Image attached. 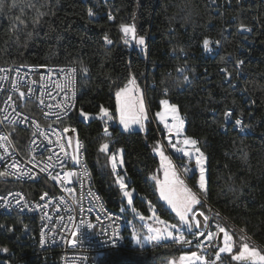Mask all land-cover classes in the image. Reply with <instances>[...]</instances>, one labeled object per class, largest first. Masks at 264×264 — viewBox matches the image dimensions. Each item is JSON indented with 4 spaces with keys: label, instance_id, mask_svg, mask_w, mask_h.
Masks as SVG:
<instances>
[{
    "label": "trees",
    "instance_id": "16d2710c",
    "mask_svg": "<svg viewBox=\"0 0 264 264\" xmlns=\"http://www.w3.org/2000/svg\"><path fill=\"white\" fill-rule=\"evenodd\" d=\"M17 3V8H10L6 0L5 11L0 13V66L62 65L77 69V105L57 125L70 126L77 132L93 186L107 206L121 213L125 202L117 181L121 177L135 193L133 207L138 212L150 215L151 202L157 215L176 221L151 180L160 172L154 149L161 142L167 149L162 123L150 122L147 132L124 131L116 125V92L134 76L151 116L160 112L163 100L176 105L182 119L188 121L186 136L197 141L206 157L207 192L202 208L207 216L212 214V225L223 227L231 235L235 247L233 254L220 261L253 264L232 257L245 242L264 252V0H231V7L220 9L210 0ZM88 8L93 9L94 16H88ZM109 13L113 19L108 18ZM122 24L134 25L137 35L146 38L144 48L130 47L131 41L125 43ZM240 24L253 31L240 32ZM204 39H209V47L215 49L212 57L206 56ZM240 60L244 62L242 68L237 66ZM244 90L253 104L245 99ZM101 107L112 115L109 124L100 120ZM23 111L40 119L32 105H24ZM81 111L96 117L86 123L79 117ZM228 111L243 118L251 133L233 130L225 120ZM224 126L227 132L222 131ZM104 144L108 145L106 151L102 150ZM120 150L123 167L116 172L111 157ZM167 151L177 164H185L186 160ZM187 180L196 188L198 173ZM9 188L22 190L28 198L54 192L46 182L16 183ZM4 248L13 252L11 258L15 261L47 264L41 257L25 256L29 249L17 242L16 235L1 231L0 258ZM194 249L174 242L134 248L130 242L105 252L98 264H169L171 259Z\"/></svg>",
    "mask_w": 264,
    "mask_h": 264
},
{
    "label": "built area",
    "instance_id": "2783aa9c",
    "mask_svg": "<svg viewBox=\"0 0 264 264\" xmlns=\"http://www.w3.org/2000/svg\"><path fill=\"white\" fill-rule=\"evenodd\" d=\"M210 2L215 4L217 9L232 5L231 0H210ZM108 18L113 19V15L109 13ZM230 21H234V17H231ZM239 31L248 32L241 29ZM122 34L124 39L131 41V37H126L123 31ZM245 42L249 44L248 40ZM211 49L212 51H207V57L215 54V49L213 47ZM237 66L242 68L243 64ZM0 70H2L0 71V136L8 137L7 140H0V157H2L0 172L8 170V166L14 161L19 162L20 171L31 169L28 176H19L17 173V175L0 177V197H8L10 204L8 208L0 207V225L4 226L0 227V232L15 234L17 242L29 249L24 252L25 256L41 257L47 264H98L105 252L133 243L132 232H127V228L124 227L123 214L110 209L98 191L91 187L93 179L89 169L83 166V144L77 132L73 131V134L69 135L72 130L65 133L64 128L57 125V122L67 119L77 105V69L62 65L45 67L6 65L0 66ZM21 93H24L23 97ZM243 94L245 99L253 104L246 90ZM66 103L74 106L65 111ZM24 105L34 106L39 112L40 119L23 111ZM57 114L60 115L59 120ZM111 117V113L108 112V116L100 117V120L109 124ZM236 119H240L242 125H246L243 131L241 125L235 124ZM182 120L184 123L188 122ZM227 122L233 130L243 134L251 133L249 126L241 117H234L232 114ZM163 123L168 125L165 131L175 136V144L183 146L182 131L178 134L173 127L178 125V121H163ZM227 130L226 126L222 128L224 132ZM69 139L72 141L71 144L68 143ZM198 156L190 161L186 160L184 166L173 160L184 179L187 180L186 173L197 172L194 166ZM73 157L76 159L72 160ZM30 160L32 163H29ZM202 167L207 171L208 162L205 161ZM42 168L46 170L42 172ZM67 172H74L76 175L66 178ZM39 182L48 183L54 192H44L47 193L44 199H41L44 193L35 198H28L22 190L9 188L11 184ZM88 191H95V196L99 197L97 206L86 204L85 192ZM9 193H19L23 196L20 205L16 204V199L19 197H9ZM99 209H110L111 217H99ZM209 218L212 231L217 230V226L212 225V214ZM3 219L12 221L14 219L16 222L10 223ZM110 219H117L118 228H111ZM82 221L91 222L94 228H86ZM7 228H12L13 231H7ZM76 228H79V233L73 237L72 232ZM42 234L45 240L43 246L40 243ZM72 239L77 240L75 245L70 242ZM220 246L218 236L211 245H207L211 252L207 257V264H211L215 259L213 252ZM8 253L10 259L1 257L0 264H30L27 260L15 261L11 258L13 252L8 251Z\"/></svg>",
    "mask_w": 264,
    "mask_h": 264
},
{
    "label": "snow or ice",
    "instance_id": "6c2138e0",
    "mask_svg": "<svg viewBox=\"0 0 264 264\" xmlns=\"http://www.w3.org/2000/svg\"><path fill=\"white\" fill-rule=\"evenodd\" d=\"M5 2H6V0H0V13H3L5 11ZM7 2H8V6L10 8H17L19 6L17 3V0H7ZM29 6H31V5H29ZM87 14L89 17H92L95 15V12L93 11L92 8H88ZM16 19L20 23H23V21H21L19 17H17ZM239 28L243 31H248V32L252 31L251 28L247 27L244 24H240ZM121 29L124 32L126 37L129 34H131L132 39H136V41L139 45L143 46L145 44L144 37L141 36L137 39L136 29H135L134 25L129 26V25H123L122 24ZM104 39L107 41V43H109V44L112 43V41L110 39H108L107 36H105ZM128 42H129L128 39H125V43H128ZM215 43L219 44L220 41H216ZM210 44H211V41L209 39H204L203 46H204L205 51H208V52L212 51V49L209 47ZM237 63L243 64L244 62L242 60H240V61H237ZM0 71H2V70H0ZM73 71H75V69H73ZM84 71H87V69L85 68ZM222 71H224L229 77L231 76V73H228L227 69H223ZM185 79H187V77H185ZM129 83L134 85L135 84V78L133 77ZM131 91H132V89H130V88H123L116 93L117 102H118V104H120V123L124 125L125 129L130 128L131 124H139L140 128L144 129L145 125H144L143 121L147 120V111L144 107L143 97L141 95L138 102H134L133 98L130 95ZM20 95L23 97L24 93H21ZM74 97H75V91L73 89L72 98L74 99ZM66 100H67V98H66ZM41 103H43V100H41ZM162 103L165 105L166 112H171L173 114V119L178 121V125H173V127L176 128V131L179 134V132L182 131V129H183V123L184 122L182 119H179V117L176 115V113L178 111L176 105H169V101H167V100L162 101ZM73 106L74 105L66 103L65 104V111L70 110L71 107H73ZM101 113H102L101 118H103L104 116H108V109L101 107ZM157 115H160L162 120L164 119V114L157 113ZM231 115H232V113L230 111L226 112L225 113V120L230 118ZM81 116L87 118L88 114L81 111ZM26 119L27 118H25V120ZM59 119H60V115L57 114V120H59ZM235 124L241 125L242 131L244 130V127H246V125H242V121L240 119H236ZM165 127H168V125L165 124ZM63 131L67 132V131H69V129L64 128ZM72 131H75V129H72ZM105 132H107V128H105ZM7 139H8L7 136H0V140H7ZM68 143L69 144L72 143L71 139L68 140ZM183 143L185 145H187V144L195 145L197 143V141L189 138V139H185L183 141ZM172 146L175 147V145H172ZM61 148L63 149V145H61ZM107 149H108V145L104 144L102 146V150L106 151ZM120 151L122 152L123 150H120ZM157 151H159V149H157ZM177 151L184 152V155H189V153L186 152L183 148L177 149ZM196 151L199 153V156L197 157V164L202 165L204 154L202 152H200V150L198 148L196 149ZM160 155L163 157V152H160ZM0 159H2V157H0ZM73 159H76V157H73ZM111 159H112V168H113V171H115V169L117 167L116 156L113 155L111 157ZM164 159H167V158L165 157ZM29 163H32V161L30 160ZM120 163H123V161L121 160ZM168 167L169 168L171 167L170 161L168 162ZM20 168H21V166L19 165V162L14 161L13 164L8 166V170L0 172V177H5L8 175H17V173H19V176H28L29 173L31 172V169H27L25 171H20ZM10 169H15L16 171H11ZM45 170L46 169H43V168L41 169L42 172ZM187 170L188 169H185V171H187ZM204 173H205V169L201 166L199 189L204 191L206 194L207 189H206V180H205V174ZM74 175H76V173L67 172L66 178L72 177ZM53 179H56V177H53ZM152 179L157 181V183L159 185V191H160L161 198L164 201H166L168 205L171 206L172 210L179 217L180 224L179 225L167 224L166 221L160 220V218L158 216H156L154 206L151 205V202H149V206L153 210V216L156 218V220L160 224L166 225V228L163 231L161 229H149V231L152 232L153 234L147 236L146 240L148 242H159L160 240L164 239V240H171L174 243L191 244L192 241L185 238V235H184L185 231L191 233L194 238H198L199 236H203L204 235L203 232H194L193 231V228L199 229L201 227V221L195 220L196 213L193 212V207L195 205H199L201 203V200L197 197V194L195 192H193L192 189H190L184 183L183 180L179 179V177L175 171H172L171 178H170L169 172L166 169L164 181H159L155 175L152 177ZM117 181L120 184L121 189H127V185L124 183L123 178L117 177ZM123 195L125 197H127V202L129 205H131L133 202L132 191L125 190L123 192ZM12 196L19 197V199H16L17 205H20L21 200L24 199L23 196L19 193H16V194L9 193V197H12ZM45 196H47V193H44L41 196V199H44ZM96 199H99V197H96ZM0 207H5V208L10 207L8 197H0ZM21 207H23V205ZM121 211L123 212L124 209L122 208ZM132 211L135 212L136 209L133 208ZM190 215L192 216V220H195L194 224H193L192 220L189 219ZM199 215L204 216V214L202 212L199 213ZM141 219H144V217L141 216ZM204 221L205 222L208 221L207 216H204ZM81 223L86 228H89V229L94 228V225L91 222L82 221ZM0 227H4V226L0 225ZM24 227H25V229L27 228L26 225ZM217 228H218L219 232L224 233V246L219 248V252L231 253L233 250L232 237L225 231V229L223 227H220L219 225H217ZM6 230L7 231H13L12 228H7ZM78 233H79V228H76L72 232V236L76 237ZM215 235H217V234L209 233V238H212ZM244 239H245V237L242 236L241 240L243 241ZM70 242L73 245H75L77 243V240L72 239ZM136 242L141 247L143 246V243L139 237L136 238ZM40 243H41V246H43L45 243V240L43 239V234H42V239H41ZM113 244H115V241H113ZM196 246L199 248V247H201V244L198 242ZM2 251L7 252L8 249L4 248V249H2ZM216 258L217 259L220 258L219 254H217ZM232 258L235 260L250 259V260H253V264H257V262H264V255H261L255 249H250L249 245L247 243H243L242 244V250L239 251V253L237 255H234ZM202 259H203V257L198 256L196 252L191 253V256H181L180 257V261L182 262V264L184 261H187L188 264H195V261L202 260ZM172 264H175V262L173 261ZM205 264H207L206 261H205Z\"/></svg>",
    "mask_w": 264,
    "mask_h": 264
},
{
    "label": "rangeland",
    "instance_id": "374dc122",
    "mask_svg": "<svg viewBox=\"0 0 264 264\" xmlns=\"http://www.w3.org/2000/svg\"><path fill=\"white\" fill-rule=\"evenodd\" d=\"M136 29V28H135ZM129 37H131V34L128 35ZM136 37L137 39L139 38V36L137 35V32H136ZM145 39V44L143 46L139 45L136 41V39H132L131 37V42H129V45L130 47H133L134 45H136L137 47L139 48H144V46L146 45V38ZM134 76H131L127 82L125 83L124 87L123 88H130L132 89L130 95L131 97L133 98V101L134 102H138L139 98L143 97V103H144V107L147 111V120L143 121L145 127L144 129H141L140 128V125L139 124H131L130 128L128 129H125L124 128V125L120 123V104H118L117 102V122H116V125L118 127H120L122 130L124 131H140V132H147L148 129H149V123L152 122V121H156L158 124H160V121L158 119V117L160 115H155L154 117L151 116L149 110H148V105H147V101H146V98L144 96V92H143V89L142 87L139 85L138 81L136 80L135 78V84L132 85L130 84L129 82L132 80ZM121 88V89H123ZM121 89H119L118 91H120ZM117 91V92H118ZM116 92V93H117ZM117 98V97H116ZM164 101V100H163ZM168 101V100H167ZM162 104V109L160 110L159 113H162L164 114V119L163 121H176L173 119V114L171 112H166L165 110V105L161 102ZM169 105H174L172 103L169 102ZM177 107V106H176ZM178 109V108H177ZM176 115L179 117V119H182L179 111H177ZM80 119L86 123L90 122L92 119H94L96 116L94 115H89L87 116V118L81 116V113L79 115ZM161 125V124H160ZM65 128H68L69 131L72 130L73 128L70 127V126H67ZM185 123L183 124V129H182V136L185 139H189V137L186 136L185 134ZM67 131V132H69ZM65 132V133H67ZM191 139V138H190ZM167 144V149L172 153L174 154L176 157L180 158V159H184V160H192L194 159L197 155H199V153L196 151V149L199 147L197 146V144L195 145H192V144H187V145H183L182 147L181 146H178L177 144H171L169 141L166 143ZM172 145H175V147H173ZM180 148H183L186 152L189 153V155H184V152H180V151H177V149H180ZM157 149H159V151H157ZM166 147L161 143H159V145L154 149L153 153L155 156L158 157L159 161H160V172L157 173V175H155L159 181H164L165 179V170L167 169L168 172H169V177L171 178V173L172 171H175L176 174L178 175L179 179L183 180L184 183L190 188L192 189L193 192H195L197 194V197L201 200V203L199 205H195L193 207V212L196 213L195 215V220H200L199 219V213H203L204 216H207L204 212V209L202 208V203H203V198H204V195H205V192L200 190L199 189V180H200V168L201 166L204 164V162L206 161V157L204 155L203 157V163L202 165L200 164H195V169L198 173V182L196 184V188H193L190 183L188 182V180L184 179L179 171L177 170V168L175 167V165L172 163L171 161V157L169 155V152L167 151ZM200 150V149H199ZM160 152H163V157L160 155ZM201 152V150H200ZM116 156V162H117V167H116V172H118V170L120 168L123 167V163H120V161L122 160V152L120 151L118 154L115 155ZM167 158V159H164V158ZM74 160V159H72ZM123 161V160H122ZM171 162V167L169 168L168 167V162ZM182 166L183 163H182ZM192 174V173H191ZM190 173H186L187 177H190L191 176ZM205 180H206V188H207V173L205 171ZM153 177V176H152ZM151 177V180L154 182L155 184V189H156V192L161 200V202L163 203L164 207L169 210L175 217L176 221L174 222H171L169 220H165L164 218H162L160 215H157L160 220H163V221H166L167 224H177L179 225L180 224V221H179V217L176 215V213L172 210L171 206L167 204L166 201H164L161 196H160V191H159V185L157 183L156 180H153ZM123 181L124 183L127 185V182L125 181V179L123 178ZM120 185V184H119ZM127 190V191H132V196H133V200L135 198V193L133 190H130V189H122V198L125 200V202L122 204V208L124 209V211L121 213L123 214V216L125 217V223H124V227L127 228L128 230H130L133 234V243H132V246L134 248H146V247H152V246H158V245H162V244H166V243H169V242H172L171 240H160L159 242H148L146 240V237L149 236V235H152L153 233L149 231V229H161L162 231L166 228V225L164 224H160L156 218L153 216V210H151V213L150 215L146 216V215H143L142 213L138 212L137 210L135 212L132 211V209L134 208L133 207V202L131 205L128 204L127 202V197H125L123 195V192ZM141 216L144 217V219H141ZM203 216V218H204ZM208 217V221L205 222L204 221V228L201 229H196V228H193V231L194 232H203L204 235L203 236H199L198 238H194L193 235L189 232H184V235H185V238H190V240L192 242H199L201 244V247H197V243L194 244V243H191V244H180V245H183L185 248H191V247H196V249L192 250V251H185L183 253H181L178 257L176 258H173L169 261V264H172V262L174 261L175 264H182V262L180 261V257L181 256H191V253L193 252H196L198 256H201L203 257L202 260H197L195 261V264H205V261L207 262V257H208V254L210 252L209 250V247H207V245H211L213 240L217 238H219V230L217 228V230L215 231H212L213 227L210 226V218L209 216ZM189 219L192 220V216L190 215L189 216ZM195 220H192L193 224L195 223ZM210 227V228H209ZM175 231V230H174ZM226 231V230H225ZM227 232V231H226ZM209 233H215L217 235L213 236L212 238H209ZM223 233V232H221ZM228 233V232H227ZM229 234V233H228ZM230 235V234H229ZM231 236V235H230ZM139 237L143 243V246L141 247L140 245L137 244L136 242V238ZM199 239V241H198ZM232 242H233V239H232ZM247 243V242H245ZM194 244V245H193ZM248 244V243H247ZM193 245V246H192ZM249 245V244H248ZM224 246V233H223V239H222V246L220 247H223ZM207 247V248H205ZM249 248L250 249H255L256 251H258L261 255H264V252H262L259 248H254L252 247L251 245H249ZM235 247H234V243H233V250L231 253H222V252H219V249L216 250L214 252L215 254V259L213 260L212 264H225L223 262H221L220 260L222 259L223 256L225 255H230V254H233V251H234ZM242 250V249H241ZM239 252L237 253H234L235 255H237ZM217 254H219V259H217ZM245 263H253V260H250V259H245V260H241ZM258 264H264V262H257ZM183 264H188L187 261H184Z\"/></svg>",
    "mask_w": 264,
    "mask_h": 264
},
{
    "label": "bare ground",
    "instance_id": "6f19581e",
    "mask_svg": "<svg viewBox=\"0 0 264 264\" xmlns=\"http://www.w3.org/2000/svg\"><path fill=\"white\" fill-rule=\"evenodd\" d=\"M75 107L76 106H74V109H75ZM83 166H86V169H88L84 158H83ZM91 187H94L93 186V180H91ZM96 197L97 196H95V191L85 192L86 204H89V206H97ZM99 217H111V210L110 209H99ZM110 226H111V228H118L117 219H110Z\"/></svg>",
    "mask_w": 264,
    "mask_h": 264
},
{
    "label": "water",
    "instance_id": "95a60500",
    "mask_svg": "<svg viewBox=\"0 0 264 264\" xmlns=\"http://www.w3.org/2000/svg\"><path fill=\"white\" fill-rule=\"evenodd\" d=\"M72 134H73V131L69 132V135H72ZM199 219L201 221V227L200 228L203 229L204 228V218H203V216L199 215ZM218 239H219L220 245L222 246L223 233L219 234V238ZM1 255L5 259L10 258V255L7 252L2 251Z\"/></svg>",
    "mask_w": 264,
    "mask_h": 264
},
{
    "label": "crops",
    "instance_id": "0c3cea01",
    "mask_svg": "<svg viewBox=\"0 0 264 264\" xmlns=\"http://www.w3.org/2000/svg\"><path fill=\"white\" fill-rule=\"evenodd\" d=\"M158 119H159V121L162 123V129H165V124L163 123V120L161 119V116H159L158 117ZM176 140V138H175V136L174 135H172V134H168L167 132H166V137H165V140H164V142H165V145L167 146V142L169 141L171 144H175V141ZM184 145V144H183ZM182 147V146H181ZM171 157V156H170ZM171 159V161H172V163H173V160H172V158H170ZM174 164V163H173Z\"/></svg>",
    "mask_w": 264,
    "mask_h": 264
}]
</instances>
